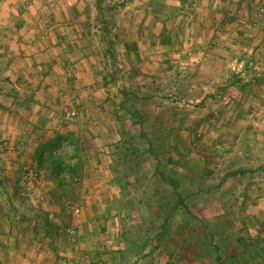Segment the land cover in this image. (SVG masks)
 I'll return each mask as SVG.
<instances>
[{
  "label": "rangeland",
  "instance_id": "1",
  "mask_svg": "<svg viewBox=\"0 0 264 264\" xmlns=\"http://www.w3.org/2000/svg\"><path fill=\"white\" fill-rule=\"evenodd\" d=\"M85 1L92 24H81L82 33L94 36L82 39L80 55L91 78L103 79L98 88L109 89L111 97L105 110L99 104L92 110L100 119L95 126H106L103 134H94L100 150L91 155L78 136H55V158L39 169L33 154L35 167L21 162L22 152L14 160L8 149H0L1 165L14 162L0 165V206L15 207L18 201L23 207L41 189L42 221L49 227L56 223L59 235L75 245L78 222L87 212L83 191L97 186L105 197L96 200L87 219L95 225V242L61 264L91 259L87 264H264V208L254 207L264 198V116L250 120L255 109H264V98L237 102L239 72L230 66L208 71L199 68V59L190 62L218 42L191 35L183 10L172 5L176 0ZM224 1L221 7L211 2L204 7L213 16L254 14L256 24L264 19L259 12L264 0ZM24 8L13 7L8 23ZM137 11L155 15V38L145 31L151 20L142 26ZM139 47L143 54L137 60ZM91 159L97 166L87 164ZM55 162L78 164L77 170H62L57 183Z\"/></svg>",
  "mask_w": 264,
  "mask_h": 264
},
{
  "label": "crops",
  "instance_id": "2",
  "mask_svg": "<svg viewBox=\"0 0 264 264\" xmlns=\"http://www.w3.org/2000/svg\"><path fill=\"white\" fill-rule=\"evenodd\" d=\"M196 2L176 0L172 5L178 7L175 10H183L182 18L190 23L188 31L191 35L214 37L218 43L213 49L199 50L195 58L189 59L190 62L198 63L199 59V68L208 71L230 66L239 72L237 85L240 95L237 93L235 96L237 102L253 104L256 97L264 98V19L256 24L254 14L248 19L236 15L228 18L220 13L213 16L204 7L212 0ZM212 4L221 7L227 3L215 0ZM20 5L25 8L17 12L13 24H9L13 18L7 20V14ZM85 7V0H0V149H8L9 154L15 156L12 157L14 160L22 152L20 158L23 164L35 167L31 156H35L44 141L68 133L78 136L81 147L87 145L91 155L100 150L97 149L100 145L96 143L98 139L95 135L99 132L103 134L106 126L104 122L99 124V128L95 126L100 119H95L98 115L92 110L98 104L99 107L103 105L105 110L106 103L111 100L106 93L109 89L98 88L101 86L99 81L104 83L103 79L91 78L85 66L89 63L80 55L81 51H85L81 47L82 39L88 34L94 36L93 31L82 33L81 24L87 20L92 24V19H87ZM134 17L142 26L151 20V26L145 31L155 38V15L137 11ZM146 24L148 26V22ZM243 37L246 39L242 40ZM230 41L232 44H229ZM141 51L143 54L140 47L136 51L137 60L141 58ZM125 52L128 53L126 49ZM250 73L252 75L249 76ZM71 75L72 79H69ZM97 110L95 108V112ZM255 110L251 123L259 115L264 116V109ZM4 163L1 165L0 162V165H14L13 160ZM87 164L97 166L93 159ZM44 167L38 166L39 169ZM96 187L93 186L92 191H83V197L87 199V206L83 209L87 212L82 213L83 217L78 222V241L75 245L68 242L70 240L66 235H59L56 223L49 227L42 221L40 212L45 208L41 200L45 193L41 189L37 196L29 199L30 202L40 203L39 206L33 207L27 202L20 207L18 201H15V207L10 204L7 209L0 206V251L3 250L0 261L5 264H61L64 259H75L80 251V254L83 253V249L91 250L96 228L87 219L94 215L95 206H98L96 200L105 197L100 191H95ZM1 194L6 199H17L14 193ZM256 203V210L264 208V198ZM22 215L24 221H20ZM107 230L111 232L112 226ZM90 262L92 259L80 264Z\"/></svg>",
  "mask_w": 264,
  "mask_h": 264
},
{
  "label": "trees",
  "instance_id": "3",
  "mask_svg": "<svg viewBox=\"0 0 264 264\" xmlns=\"http://www.w3.org/2000/svg\"><path fill=\"white\" fill-rule=\"evenodd\" d=\"M96 8L97 9H100V3H96ZM58 141H59V138H55L53 141L49 142V143H44L43 146H41V148H38L36 150V153H35V157L37 158V164L39 167H42L46 164V162H48V160H52L54 159V154H53V148L58 145ZM45 151L48 152L47 156L45 155ZM54 165V176H53V179L58 183L60 182L59 180V177H58V174L62 171V170H69V172L73 173L74 171L77 170V167L73 168V167H70L68 165H66L65 163L63 162H55L53 163ZM66 171V170H65ZM217 262L220 263L221 262V259L218 258V255H217Z\"/></svg>",
  "mask_w": 264,
  "mask_h": 264
},
{
  "label": "built area",
  "instance_id": "4",
  "mask_svg": "<svg viewBox=\"0 0 264 264\" xmlns=\"http://www.w3.org/2000/svg\"><path fill=\"white\" fill-rule=\"evenodd\" d=\"M259 12H260L261 15H264V8L261 7V8L259 9ZM73 114H74V113H72V115H73ZM77 212H79V211L76 210V213H77ZM69 232L71 233V235L74 234V231H72V230L69 231Z\"/></svg>",
  "mask_w": 264,
  "mask_h": 264
}]
</instances>
